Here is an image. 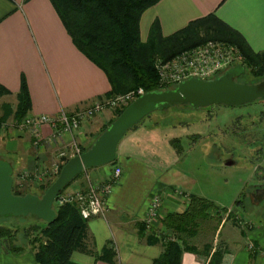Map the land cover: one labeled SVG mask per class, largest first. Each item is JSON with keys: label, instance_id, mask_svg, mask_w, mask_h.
<instances>
[{"label": "crops", "instance_id": "obj_1", "mask_svg": "<svg viewBox=\"0 0 264 264\" xmlns=\"http://www.w3.org/2000/svg\"><path fill=\"white\" fill-rule=\"evenodd\" d=\"M210 13L237 30L253 51H264V0H159L142 14L140 37L147 41L155 19L163 35H169ZM23 77L31 97L28 114L76 112L107 97L112 89L106 72L76 46L51 0H0V84L10 90L0 100L14 97V104L7 102L14 109ZM160 114L148 117L124 135L115 163L84 170L67 188L101 184L112 177L115 166L122 168L108 196L106 214L88 221L90 251H74V263L152 264L163 247L160 242H149L148 236L151 232L170 234L161 226V219L167 213L182 212L192 195L207 199L197 177L184 168L182 142L192 139L196 145L203 141L209 129L198 126L208 123L173 124L166 118L170 116ZM113 117L114 110H105L73 134L59 136L44 125L38 144L30 131L0 128V158L11 163L20 188H38L41 184L32 177L22 180L21 175L51 167L73 139L82 149L90 147ZM155 193L163 198L159 218L151 230L142 231ZM211 215L215 216L212 211ZM220 218L217 230L211 232V242H207L211 244L208 256L184 251L181 264H205L217 247L223 252L220 264H264V226L250 222L249 229H244L239 225L242 217L230 208L221 211ZM196 237L191 240L195 245ZM105 247L116 250V262L96 258ZM0 264H36L34 249L29 245L15 253L1 248Z\"/></svg>", "mask_w": 264, "mask_h": 264}, {"label": "trees", "instance_id": "obj_2", "mask_svg": "<svg viewBox=\"0 0 264 264\" xmlns=\"http://www.w3.org/2000/svg\"><path fill=\"white\" fill-rule=\"evenodd\" d=\"M51 1L76 46L108 75L112 89L106 94L107 97L138 87H143L146 92L173 88L158 84L155 60L169 59L207 40H223L239 48L242 55L239 65L251 74L248 83H255L264 78V51H253L237 30L214 13L191 20L187 25L169 35H163L159 22L155 19L149 37L144 42L140 37L141 16L159 0ZM6 94H10V90L0 84V98ZM17 98L18 103L15 109L11 104L3 103L0 123L11 117L19 123L28 114L31 108V97L25 77L22 79ZM124 109L115 110L114 117L101 132ZM164 111L165 108L160 113L165 114ZM172 143L174 144V140ZM88 148H83V152ZM56 177L46 180L33 193L42 195ZM18 187L17 184L13 186L16 195L31 192L19 191L16 189ZM212 210L214 217L211 215ZM56 211L57 219L52 223L44 222L30 214L37 218V222L31 225V229L39 233L31 245L35 252L36 264H76L71 259L74 251H90L86 241L89 220L81 215L78 207L74 204H63L56 206ZM221 211L227 212V209L219 210L211 201L192 195L182 212L167 213L161 219V226L169 230L170 234L161 233L158 236L155 232H151L148 236L149 242H160L163 247L162 252L152 264H181L184 251L208 256L211 251L210 243H204L202 248H198L191 240L199 236L201 232L216 231L221 221ZM229 215L230 212L227 217ZM211 221H214L213 224ZM142 226V231H145L147 227L144 222ZM17 233L18 228L0 226V241H4L5 244L7 242L11 246L4 247L6 251L17 253L24 250L23 246L15 244ZM116 256L115 249L105 247L99 255H96V258L114 263ZM222 256V250L217 247L210 254L208 264H220Z\"/></svg>", "mask_w": 264, "mask_h": 264}, {"label": "rangeland", "instance_id": "obj_3", "mask_svg": "<svg viewBox=\"0 0 264 264\" xmlns=\"http://www.w3.org/2000/svg\"><path fill=\"white\" fill-rule=\"evenodd\" d=\"M250 75L244 70L235 80L248 83ZM3 102L14 104L15 99H1L0 113ZM178 106L180 107L165 108V114L161 113L159 116H170L168 121L173 124H191L198 120L200 123L207 122L208 124L202 123L198 127L209 129L206 138L196 145L192 139L182 142L184 168L197 177L207 199L219 210L234 209L242 217V222L249 226L250 222L256 227L264 226V196L255 199L253 195L256 189H264V100L257 99L238 106ZM162 110H156L152 115L159 114ZM15 123L17 122L13 117L7 119L4 121V129L11 128ZM229 162L231 164H227ZM16 189L33 193L38 188ZM237 200L240 201L236 202ZM212 212L214 213L213 210ZM36 222L37 218L33 215L0 216V226L18 228L15 240L17 246L27 247L33 244V239L39 234L31 229V225ZM246 228L249 229L248 226ZM210 237L211 231L201 232L194 242L202 248V243L211 242ZM6 246L11 247L7 242L5 244L0 241V249Z\"/></svg>", "mask_w": 264, "mask_h": 264}, {"label": "water", "instance_id": "obj_4", "mask_svg": "<svg viewBox=\"0 0 264 264\" xmlns=\"http://www.w3.org/2000/svg\"><path fill=\"white\" fill-rule=\"evenodd\" d=\"M243 71L241 65H236L211 79L190 77L173 88L150 91L139 96L125 107L86 151L71 157L63 165L42 195L32 192L16 195L13 191V166L0 158V216L33 214L44 222H54L57 219L55 201L59 193L84 170L113 163L118 143L124 135L156 110L178 105L192 108L238 106L257 99L264 100V78L255 83L237 82L235 78Z\"/></svg>", "mask_w": 264, "mask_h": 264}, {"label": "built area", "instance_id": "obj_5", "mask_svg": "<svg viewBox=\"0 0 264 264\" xmlns=\"http://www.w3.org/2000/svg\"><path fill=\"white\" fill-rule=\"evenodd\" d=\"M242 55L239 48L223 40H207L197 46L185 49L169 59L157 58L155 69L158 77V84L162 87H174L177 83L190 78L211 79L222 74L230 67L239 65ZM146 93L143 87H138L130 91L116 94L111 97H104L94 101L88 107L76 112L61 110L57 114H27L24 119L11 125V128L18 131H30L34 138V143L42 141L41 127L48 125L52 128L54 135L63 133L73 134L82 124L95 118L105 110H118L125 108L136 98ZM8 125V123H5ZM4 122L0 127L4 128ZM83 152L77 140L70 142V148L61 150L58 153V161L51 167H43L35 171L33 175L24 172L22 180L32 177L33 182L43 184L49 178L57 176L62 166L71 158ZM122 174V168L115 166L114 173L107 181L101 184H90L85 188L75 190H62L55 201V207L63 204H74L78 207L81 215L85 219H92L104 216L107 212L108 196L112 192L114 184ZM163 203V198L159 193L152 197L149 210L144 223L147 229L159 218V211ZM244 229L249 225L239 221ZM252 248V244L248 245ZM208 264V261H205Z\"/></svg>", "mask_w": 264, "mask_h": 264}, {"label": "flooded vegetation", "instance_id": "obj_6", "mask_svg": "<svg viewBox=\"0 0 264 264\" xmlns=\"http://www.w3.org/2000/svg\"><path fill=\"white\" fill-rule=\"evenodd\" d=\"M254 195V198L257 199V198H263L264 196V189L263 188H258L256 189V191L253 193Z\"/></svg>", "mask_w": 264, "mask_h": 264}]
</instances>
